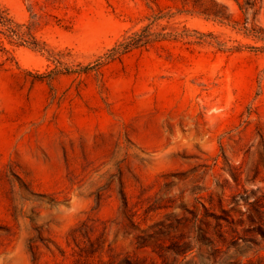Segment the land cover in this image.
I'll return each instance as SVG.
<instances>
[{
    "label": "rangeland",
    "instance_id": "374dc122",
    "mask_svg": "<svg viewBox=\"0 0 264 264\" xmlns=\"http://www.w3.org/2000/svg\"><path fill=\"white\" fill-rule=\"evenodd\" d=\"M1 16L0 264H264V0Z\"/></svg>",
    "mask_w": 264,
    "mask_h": 264
},
{
    "label": "trees",
    "instance_id": "16d2710c",
    "mask_svg": "<svg viewBox=\"0 0 264 264\" xmlns=\"http://www.w3.org/2000/svg\"><path fill=\"white\" fill-rule=\"evenodd\" d=\"M153 19L151 20L150 23L146 24L145 26H143L140 30H136L133 31L132 33L128 34L127 36H125L123 38V40H121L120 42H118L110 51L109 56L110 58H115V57H119L129 51H131L132 49L135 48H140V47H144L147 46L148 44L158 41V40H162L167 38V36H170L171 33H164L162 31H158L155 30L153 25L159 20V18H161V15H153L152 17ZM9 19L5 18V17H0V23L3 26H6L10 29H12V27H10L9 24ZM247 23V21H246ZM245 28L248 30L249 34H252L253 36L259 37L261 39H264V31L262 28H256L255 26H248L247 24L245 25ZM14 31V33L21 37L23 36L22 33H20L19 31L12 29ZM186 31V30H184ZM185 33H181V36H184Z\"/></svg>",
    "mask_w": 264,
    "mask_h": 264
}]
</instances>
